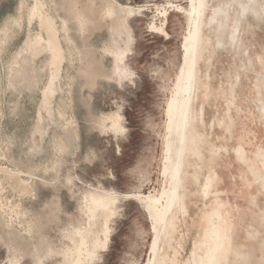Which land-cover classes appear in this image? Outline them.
<instances>
[{
    "label": "rangeland",
    "instance_id": "1",
    "mask_svg": "<svg viewBox=\"0 0 264 264\" xmlns=\"http://www.w3.org/2000/svg\"><path fill=\"white\" fill-rule=\"evenodd\" d=\"M94 1L100 5L104 0H0V30L9 28L8 37L0 33V219L5 222L4 227L0 225V264H39L34 255V246L37 245L40 253L45 254H42L44 262L42 260L41 264H63V255L47 253L46 247L60 250L71 245L67 231L75 225H86L81 210L82 198L98 188L115 192L120 198L116 203L117 213L109 220L108 247L100 251L99 260L94 264L149 263L152 222L144 203L125 195L160 196L167 185L163 171L167 105L182 63V42L188 26L186 14L178 6L186 7L188 0H113L116 4L136 9L129 20L134 42L126 59L127 66L134 73L133 81L126 80L120 85L101 77L95 86H90L86 84L88 77L84 73L87 64L84 46L90 44L97 57L104 55L105 68L113 70V58L103 52L109 45V34L104 28L84 38L69 8L77 2ZM211 2L209 0V4ZM36 5H39L38 12L44 16V22L51 18L61 29L59 36L66 53L73 48L78 54L72 63L69 60L64 63L62 79L58 83L60 90L53 105L57 122L52 123L43 104V91L51 77L46 66L49 54L44 53L35 59L31 57L36 69L31 74L36 76V83L33 82L32 86L10 74V67L19 60L17 55L25 49L30 31L33 36H46L41 18L29 14ZM210 14L211 10H207L206 20ZM64 22L67 23V34ZM109 22L104 24L107 26ZM242 28L240 38L244 44L241 51L217 50L216 45L204 50L200 67L205 70V75L201 74L200 83L209 85L207 92L211 106L210 113L201 123V130H209L210 140L205 150L207 159L210 161L214 157L217 162L211 164L214 167L205 166L201 184L197 185L193 177L189 178L188 184H195L188 197L190 215L184 221L183 216L176 213L180 221L176 229H172L174 239H163L164 251L170 253L167 264H172L170 260L174 257L180 264H199V255L205 252L201 246L208 226L205 214L213 205L221 206L224 214L230 213L235 229L248 236L240 243L231 240L220 254V264L235 261V250L245 252L249 257L238 264H264V161L261 157L264 152V115L260 109V102H264V60L258 59L259 56L264 59V23L244 22ZM208 38L216 42L214 34L205 29V39ZM247 46L250 47L249 57L243 52ZM244 65L248 67L246 71ZM32 69L30 67L28 73ZM25 76L28 80L30 75L26 73ZM233 86L238 101L232 98ZM28 89L34 90V94ZM201 102L202 99H197L194 106L199 107ZM237 103L243 112L237 111ZM231 104V113L235 117L232 137L228 135L226 115ZM39 111H42L44 121L34 138ZM114 111H120L124 117V133L102 134L92 126L91 117L97 119ZM68 121L73 123L77 134L75 147L70 152L65 151L66 141L62 138V127ZM216 145L226 146L228 153L224 149L217 151ZM245 150H248L247 162L239 158ZM233 159H240V163L230 168ZM214 173L219 178L214 180L212 190L219 194L218 198L213 196L208 200L203 195V184L208 174ZM27 184L31 185L30 191ZM234 193L239 195L237 199L242 206L230 201L229 196ZM30 226L32 231L27 233ZM9 230L21 231L23 237L18 234V240L17 234L11 238L7 235V239L5 234ZM8 240L17 241L16 245L11 243L14 248L6 244ZM18 244L22 247H16ZM11 249H15L14 252Z\"/></svg>",
    "mask_w": 264,
    "mask_h": 264
},
{
    "label": "bare ground",
    "instance_id": "2",
    "mask_svg": "<svg viewBox=\"0 0 264 264\" xmlns=\"http://www.w3.org/2000/svg\"><path fill=\"white\" fill-rule=\"evenodd\" d=\"M229 2L231 4H225V5L222 4L214 7L212 5V2L209 4V0H188V5L186 7L178 6L179 9L186 14L188 26L182 42V50H183L182 63L180 66L178 77L174 83V90L172 96L167 105L166 137H165V153H164L165 156L163 161V171L166 175L167 185L163 187L160 196H150L139 193H128L125 195L126 198H132V199L134 198L144 203L145 211L152 222L151 230L153 233V239L150 244L151 257L148 264H167V257L168 255H170V253L169 251L165 253L164 251L165 248L164 245L162 244L163 239L168 238L170 241L174 239L173 230L176 229V226L179 224L178 222L180 221L179 220L180 218L177 217L176 213L182 215L184 221H187V218H189L188 215H190V208H189L190 204L188 202L189 200L188 197L190 196V193L192 191V186L194 187L195 184L192 183V186L191 184L189 185L188 184L189 178L193 177V179L197 182V185L201 184L205 166H212L211 164L217 162V160L214 157H212L210 161H208L207 159L208 155L206 154L205 150L207 151L206 148L209 145V141H208L210 140L208 139L209 130L206 129L201 130V123H204L206 114L210 113L209 108L211 106L207 92L209 85H204L200 83L201 74L205 73V70H203L200 67V64L204 57L205 47L209 48L212 45H216L215 47L217 48V50H221L222 48H224V46L229 45V46H233L234 49L239 50L240 48H242L244 44L242 38H240L241 28L243 27L244 22L250 23L252 21H258L264 19V0H229ZM70 6H68V8L70 7L69 13L72 16V19L73 18L75 19L78 31L81 36L84 37L87 35L89 37L91 36V34L94 33L95 30L99 31V30H103L104 28L107 29L108 31L107 33L109 34V40H108L109 45L103 49V52L105 54L110 55L113 58L114 68L113 70H109L105 68L104 55L97 57L96 51L93 49V47L90 44L86 43L84 48H85V58L87 59V64L85 66L83 65L85 67L84 73L88 77V83L86 84L87 85L89 84L90 86H95L98 79L101 77L107 78L108 80L111 81H115L120 85H122L126 80L133 81L132 78L134 76V73L127 66L126 59L128 55L132 52V45L134 42V36L129 20L135 14L136 9L133 7H126L116 4L113 0H104L103 3L100 5H96L94 1V3L77 2L73 5L71 4ZM38 9H39V5H36L34 8H32L31 16L32 17L38 16L41 18V25L43 26V30L46 32V36L41 34L38 35L34 40H31L30 46H28L29 43L25 46L23 52H20L17 55L19 60L17 62H14L12 66L13 67L17 66V68H20L19 70H23L24 68L30 69V67L35 68L32 65L31 57L35 59L41 57L44 53L46 54L48 53L49 61L46 66L51 72V77L49 80V84L46 87L45 93L47 96L50 95L54 96V94L58 91V83H59V75L56 73V65H58L60 62L67 60H69L70 63H72L73 60H76L75 58H77L78 54L75 53V50L73 51V48L68 49L69 53L68 52L66 53L65 50L66 48L63 46L62 40L59 36L61 29H58L56 27V23L51 18H48L44 22L43 21L44 16L38 12ZM207 10H211V14L210 16H208L209 17L208 20L205 19ZM107 21L110 22L106 26L104 22ZM228 23H231V26ZM66 24L67 23L64 22L63 28L65 33L67 34L68 27ZM226 24L229 26V29H231V33L229 36H227L228 38H230V41L224 43L223 39L226 38L224 34L227 31V27H225ZM205 29L210 30L212 34L216 35L217 40L215 43L212 38L211 39L209 38L207 40L205 39ZM8 30L9 28H3L0 31V33L8 37ZM22 53H26V55L24 56ZM258 59H260V61L264 60L262 59L261 56H259ZM250 65L253 66L252 60L250 61ZM262 66L264 67V65ZM247 68L248 67L246 65L243 66L244 71H246ZM260 77L261 76H259V78ZM238 81L239 79H236V82ZM262 81L264 88V77ZM232 98L238 101L235 86H233L232 88ZM197 99L199 100L202 99V102L200 103L199 107L196 108L194 106V103ZM260 103H261L260 109L261 112L263 113V114L261 113V115H264V102L261 101ZM227 108L228 109L226 115L228 119V135L232 137L233 129L235 126V117L231 113L232 104ZM242 110L243 109L241 108V106L238 105L237 103V111H242ZM50 114L51 113H49V115ZM41 116L42 114H40L39 118H41ZM94 117L95 116L91 117L92 120L91 122L93 123L92 126L98 128L102 134H106L108 132H114L115 135H118L120 133H124L126 130L123 124L124 117L120 111L105 113L104 115H101V117H98L97 119H94ZM222 124L223 122L220 121V125ZM62 133H63L62 138L66 141L65 151L70 152L73 149V147H75V143H76L75 141L77 138V134L74 130V126L71 121H68L62 127ZM42 137H44V134ZM215 148L219 152H221V150L224 149L225 153L228 150L226 146L220 147L216 145ZM247 151L245 150L241 154V156H239V158L241 157V159L244 162H247V159H249ZM261 157L262 160L264 161V152L262 153ZM239 160L240 159H236V160L233 159V161H231L230 163V168L237 167L238 164L240 163ZM192 163L194 164L193 167H192L193 165ZM190 167H192L193 169H190ZM216 177H218L217 173H214L213 175L208 174L206 182L203 184V195L208 200H210L211 197L213 198V196L218 198L219 193L217 191L212 190L213 183ZM71 180L72 179H69V181ZM27 190L29 191L31 190L30 184L27 186ZM234 195L235 193L232 196H229L230 201L235 202L238 205L239 199H237V197L239 195L238 196H234ZM119 198H120L119 195L116 194L115 192H110L108 190L99 189V188L93 190V192H88L84 194L82 198L83 205L81 204L82 206L81 210H83L82 212L86 217V225L85 226L75 225L74 227L72 226V228L69 231H67L66 236L67 238L70 239L71 245H68L66 246V248L60 250H57L51 246H47V247L45 246L47 249L46 250L47 253L56 252L62 254L64 257L63 264H94L97 260H99L100 251L108 247V237L110 232L109 220L112 217V215H115V213H117L116 203L119 200ZM239 205H241V203ZM53 212L55 213V211ZM205 215L206 218L208 219L207 222L208 226L204 231L205 235L201 243V246L203 245V247L205 248V252L204 255H199V264H220L221 262L220 254H222V252L227 249L228 244H231V240L232 241L236 240L238 243H240L242 241L247 240L248 236H246L247 235L246 232L235 229L234 222L231 219V214L230 213L224 214L222 211V207L219 205L216 206L213 205L211 207V210L207 211ZM262 220L264 221V219ZM68 224L69 226H71L70 223ZM0 225H2L3 227L5 226V222L2 219H0ZM81 225L83 224L81 223ZM31 231H32V227L30 226V228L27 230V233H30ZM17 232L18 231L15 230L7 231V234H5L6 238L8 239L7 235L10 238L16 234L18 236V234H20L21 231L18 233ZM101 234H103V236ZM22 237L23 236H21V238ZM18 240H19V236H18ZM22 240L24 241V239ZM7 242H9V240ZM12 242L13 241L6 244H8V246L10 247ZM13 243L15 244L17 243V241H14ZM18 243L20 242L18 241ZM30 243L31 242H29L28 244L30 245L31 248ZM20 246L22 247L21 244ZM12 247L14 248V246ZM16 247H19V244ZM26 248L28 249V247ZM14 250L15 249L13 250L11 249V251L13 252ZM162 251H164V254L162 253ZM40 252H41L40 246L39 245L34 246V255L39 264L42 263V260L44 262L42 256L43 255L45 256V254ZM230 255L231 253L226 256V260L229 259ZM233 255L235 261L229 264H238L239 262L243 260L244 261L248 260L249 258L247 253L242 252L240 250H235L233 252ZM170 261L172 264H180L178 259L176 261L175 257L173 259L171 258Z\"/></svg>",
    "mask_w": 264,
    "mask_h": 264
},
{
    "label": "crops",
    "instance_id": "3",
    "mask_svg": "<svg viewBox=\"0 0 264 264\" xmlns=\"http://www.w3.org/2000/svg\"><path fill=\"white\" fill-rule=\"evenodd\" d=\"M222 4H231L230 2H229V0H212V5L214 6V7H216V6H218V5H222ZM30 15L32 14V9H31V11H30V13H29ZM253 22V21H252ZM254 22H258L259 24L260 23H264V19L263 20H258V21H254ZM230 26H231V23H228ZM225 27H227V31L225 32V36H226V38H224L223 39V42L224 43H227V42H229L230 41V38H228L227 36H229L230 35V33H231V29H229V26L226 24L225 25ZM2 30V29H1ZM0 30V31H1ZM38 35H35L34 34V36L31 34V31H30V33H29V35H28V38H27V41H26V44H25V46L28 44V46H30V41L31 40H34L36 37H37ZM215 37H216V35H214ZM33 38V39H32ZM209 39V38H208ZM211 39V38H210ZM213 39V38H212ZM216 40H217V38H216ZM242 41H243V39H242ZM34 43H35V41H34ZM29 48V47H28ZM226 50V49H234V47L233 46H229V45H227V46H224V48H222L221 50ZM241 49L242 48H240L238 51H241ZM243 52H244V55H246V56H248L249 57V55H250V47L249 46H247L246 48H244V50H243ZM18 61V60H17ZM16 61V62H17ZM66 61H63V62H60L58 65H56V73L59 75V81L62 79V73H63V70H64V63H65ZM20 68H17V66L16 67H13V66H11L10 67V74L12 75V77L13 78H15V79H21V80H23V81H27V85L28 86H32L33 85V82L34 83H36L35 82V80H36V76L35 75H31V74H33L34 73V71L36 70L35 68H33L32 69V71H30L29 73H28V69H25V71L26 72H24V69L23 70H19ZM29 74L30 76H29V78H28V80L26 79V76H25V74ZM21 89V88H20ZM19 89V90H20ZM60 89L58 88V91H59ZM28 91H29V93L30 94H34V90H31V89H28ZM57 91V92H58ZM46 88L44 89V91H43V104H44V106H45V108H47L46 110H48V111H46L47 112V114H48V119H49V121L52 123V121H54L55 120V112H54V108H53V105H54V101H55V98H56V94H57V92L54 94V96H52V95H50V96H47L46 95ZM49 113H51L50 115H49ZM40 114H42V116H41V118H39V116H40ZM44 121V116H43V113H41V111H39V115H38V120H37V126L35 127V130H34V132H33V136H34V138H36V133H37V131H40L41 129V126H42V122ZM56 121V120H55ZM57 122V121H56ZM57 125H59V123L57 124ZM234 196H238L236 193H235V195Z\"/></svg>",
    "mask_w": 264,
    "mask_h": 264
}]
</instances>
